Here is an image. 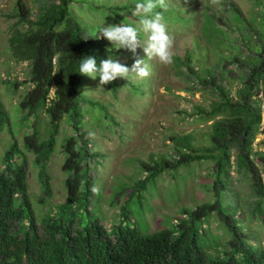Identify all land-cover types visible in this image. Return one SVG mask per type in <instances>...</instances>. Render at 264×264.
Returning a JSON list of instances; mask_svg holds the SVG:
<instances>
[{
  "label": "rangeland",
  "instance_id": "rangeland-1",
  "mask_svg": "<svg viewBox=\"0 0 264 264\" xmlns=\"http://www.w3.org/2000/svg\"><path fill=\"white\" fill-rule=\"evenodd\" d=\"M17 1L0 0V105L8 118L0 132V166L10 145L15 142L22 155H15L13 162L21 164L25 160L28 197L35 220L42 221L56 205L65 202L68 176L62 170L65 158L62 145L68 136H77L81 131L87 141V153L95 155L89 157L87 165L91 186L98 188V193L92 192L89 199V213H82L86 219L97 218L108 228L116 225L125 211L130 226L142 233H151L171 228L178 218H182L184 209L211 202L214 193L209 162L164 171L145 184L139 193L140 200L130 195L135 192V184L146 177L143 164L174 154L171 137L187 136L194 148L209 145L212 122L204 119L197 109L208 108L216 98V92L203 87L197 78L209 72L231 90L240 84L247 73L242 59L245 54L250 55L248 31L255 35V41L250 38V43L264 40V0H220L216 4L212 0H166L167 10H157L163 11L168 31L175 37L173 64L166 66L156 59L149 60L138 48L135 55L151 65L150 77H130L125 86L113 90L108 84L100 86L98 77L92 80L82 76L79 90L89 103L80 106L79 133H71L65 119L60 123L54 152L46 166L51 191L47 199L43 198L35 155L25 150L23 139L35 130L40 141L46 140L48 119L42 112L35 120L34 117L24 119L18 105L30 87V84L22 83L27 79L28 67L25 62L13 60L7 43L17 21ZM21 1L29 9L32 20H36L43 8L52 2ZM137 2L141 0H71L69 12L87 37L94 39L104 25L123 22L139 27V18L132 15ZM141 38L146 40L143 34ZM116 49L115 59L131 68L133 53L117 46ZM230 55L240 62L230 64ZM186 62L195 74L187 70ZM262 143L264 134L257 136L254 149L264 150ZM230 175L231 192L224 193V204L239 207V215L249 232V242L264 251V200L263 215H250L256 199L249 181L237 175L234 168ZM203 225L207 238L202 235L201 244L205 252L215 251L218 240L228 239L214 215H210Z\"/></svg>",
  "mask_w": 264,
  "mask_h": 264
},
{
  "label": "trees",
  "instance_id": "trees-1",
  "mask_svg": "<svg viewBox=\"0 0 264 264\" xmlns=\"http://www.w3.org/2000/svg\"><path fill=\"white\" fill-rule=\"evenodd\" d=\"M51 1L32 20L25 3L18 0L17 21L7 40L13 60L25 62L28 67L27 79L22 83L30 87L18 105L24 119L35 120L39 112L48 119L46 140L40 141L35 130L23 139L25 150L35 155L44 199L51 193L46 166L54 152L60 123L65 119L71 133H79L80 106L89 103L79 90L81 60L94 56L99 65L108 57L115 59L118 52L116 45L100 37V33L94 39L87 37L69 12L71 0ZM254 36L249 30L250 55L245 54L241 62L247 73L234 90L214 74L206 72L201 78L198 75L199 84L216 92L208 108L197 109L212 122L209 145L194 148L187 136L171 137L174 154L143 164L146 177L135 184V192L130 195L140 200L145 184L164 171L209 162L214 193L211 202L184 209L182 218L171 228L151 233L130 226L125 211L122 219L108 228L97 218L86 219L82 213H89L93 192L87 161L95 155L87 153V141L81 131L77 136H68L62 145V170L68 176L66 200L37 222L28 197L25 160L21 164L13 162L15 155H22L13 142L3 157V167L0 166V264H264V251L249 242L239 207L224 204V193L231 192L230 172L234 168L237 175L249 181L256 199L250 215H263L264 150H255L254 143L258 135L264 134V40L250 43V38L255 41ZM228 59L230 64L240 62L234 55ZM184 65L195 74L187 62ZM126 83L127 80L117 79L108 86L117 90ZM7 120L0 105V132ZM210 215L216 217L229 237L223 242L218 240L215 251L207 253L201 237L207 238L203 224Z\"/></svg>",
  "mask_w": 264,
  "mask_h": 264
},
{
  "label": "clouds",
  "instance_id": "clouds-1",
  "mask_svg": "<svg viewBox=\"0 0 264 264\" xmlns=\"http://www.w3.org/2000/svg\"><path fill=\"white\" fill-rule=\"evenodd\" d=\"M187 2V0H186ZM214 4L220 0H212ZM166 0H141L135 4L133 16L138 17V25L123 23L115 25H104L99 29L100 37L106 39L111 44H115L119 49L123 48L134 56V62L129 68L119 59L108 57L100 61L99 65L94 56H88L81 60L79 73L92 80L99 78V85L110 84L117 79L128 80L130 77L145 79L152 74V68L146 59L135 55L138 48H141L147 59H156L163 65L174 63V43L175 37L168 31L167 23L163 11L167 10ZM142 34L146 36L143 40ZM94 193H98V188H92Z\"/></svg>",
  "mask_w": 264,
  "mask_h": 264
},
{
  "label": "built area",
  "instance_id": "built-area-1",
  "mask_svg": "<svg viewBox=\"0 0 264 264\" xmlns=\"http://www.w3.org/2000/svg\"><path fill=\"white\" fill-rule=\"evenodd\" d=\"M259 97H260V95H259ZM264 107V101L262 100L261 101V108H263Z\"/></svg>",
  "mask_w": 264,
  "mask_h": 264
}]
</instances>
